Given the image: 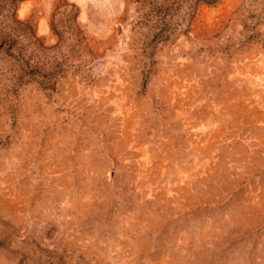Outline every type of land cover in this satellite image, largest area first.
Returning <instances> with one entry per match:
<instances>
[{
	"label": "rangeland",
	"instance_id": "1",
	"mask_svg": "<svg viewBox=\"0 0 264 264\" xmlns=\"http://www.w3.org/2000/svg\"><path fill=\"white\" fill-rule=\"evenodd\" d=\"M0 264H264V0H0Z\"/></svg>",
	"mask_w": 264,
	"mask_h": 264
}]
</instances>
